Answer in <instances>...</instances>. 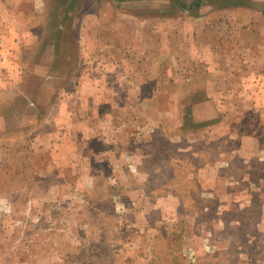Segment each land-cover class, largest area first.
<instances>
[{
	"label": "rangeland",
	"instance_id": "374dc122",
	"mask_svg": "<svg viewBox=\"0 0 264 264\" xmlns=\"http://www.w3.org/2000/svg\"><path fill=\"white\" fill-rule=\"evenodd\" d=\"M0 264H264V0H0Z\"/></svg>",
	"mask_w": 264,
	"mask_h": 264
}]
</instances>
